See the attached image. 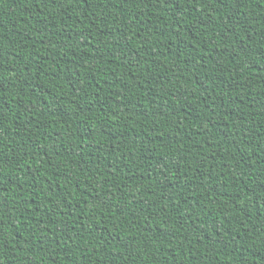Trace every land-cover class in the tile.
<instances>
[{
  "label": "trees",
  "instance_id": "16d2710c",
  "mask_svg": "<svg viewBox=\"0 0 264 264\" xmlns=\"http://www.w3.org/2000/svg\"><path fill=\"white\" fill-rule=\"evenodd\" d=\"M0 264H264V0H0Z\"/></svg>",
  "mask_w": 264,
  "mask_h": 264
}]
</instances>
